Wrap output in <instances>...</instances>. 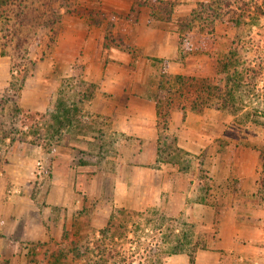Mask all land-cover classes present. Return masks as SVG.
Listing matches in <instances>:
<instances>
[{
  "label": "rangeland",
  "instance_id": "obj_1",
  "mask_svg": "<svg viewBox=\"0 0 264 264\" xmlns=\"http://www.w3.org/2000/svg\"><path fill=\"white\" fill-rule=\"evenodd\" d=\"M106 1L117 2L75 0V4L83 8L84 12L66 15L61 32L77 33L79 39L75 49H80L81 57L85 51L91 52L88 36H98L102 40L103 58L113 59V49L127 52L131 56V67L138 71L141 67L144 85L155 86L154 99L159 90L164 58H153L147 53L146 46L133 37L135 29H138V33L145 32L143 27L134 28L135 22H149L146 31L166 33L169 41L176 45V53L168 58L167 68L171 73L206 76L213 72L219 57L228 55L234 57V70L243 69L257 58L264 65L262 2L261 7L253 6L251 10L236 6L238 13H247L237 25L229 20L218 24L217 56H183L180 48L181 24L190 18L200 2L206 0H175L176 10L171 21L151 20V7L146 0H131L130 10L127 6L126 10L115 11L105 4ZM56 3L62 8L63 0H56ZM59 47L61 45L57 42L54 48H47L45 53H41L42 58L40 54L38 58L34 57L37 62L26 72L24 85L50 88L53 94H56L55 89L59 85L70 86L71 89L65 90V95H60L58 100L67 101L68 106H72L83 98V95L78 94V80L95 83L97 90L101 81L99 77L89 78L87 75L94 64L90 68L81 58L69 62L71 46L63 54L61 50L58 53ZM5 56L8 55L3 54L0 48V67L6 61L10 63L8 77L11 82L12 58L10 55ZM60 66L65 71L72 68V75L66 77L58 74ZM126 79L132 80L127 75ZM3 92L0 91V94ZM235 101V111L223 109L220 102L215 100L210 102L204 112L199 113L206 117L203 121L205 130L193 132L192 136L202 143L200 154L194 155L183 150L178 144L180 136L169 129L168 143L172 146L173 140L177 139L176 143L173 148L168 143L164 144L165 148L158 151L159 162L156 165L168 168L167 177L159 172L158 181L143 186L129 182L128 188H119L116 181L126 180L131 175L127 171L120 172L116 181L110 180L104 187L99 179L87 185L81 178H76L77 172L76 179H73L68 172L61 171L59 174L64 177L63 181L67 180L66 187L58 188L52 194L55 189L53 165L60 151L58 144L48 153L43 147L44 134L39 133L38 136L28 135L26 141H11L9 138L0 142V155L3 157L0 170V241H6L2 238L4 230H12L11 240L17 241L16 238H19L15 246L14 242L10 246L12 250L0 252V264L43 260L64 261L65 264L88 263L85 255L87 249L96 250L100 230L108 226L111 219L116 221L118 228L113 230L118 236L112 239L107 231L109 237L104 240L109 248V256L102 264H264V233H261L264 231V73L258 86L240 87ZM74 111V114L66 112L68 118L63 120L80 122L78 104H75ZM26 130L24 127L23 131ZM59 136L63 138V135ZM144 150H148L145 144ZM145 156L146 153L144 161L147 160ZM95 158L76 153L72 161L103 160ZM59 163L61 167L66 165L63 158H60ZM168 172H171V177H168ZM98 174V177L102 175L101 172ZM70 179H73V184ZM193 182L196 184L193 185ZM48 199H74L75 203L72 205L69 201L59 206L49 204ZM207 199H210L209 202ZM222 199H232L235 209L229 212L224 233L219 238L223 221L216 223L215 218L216 205L223 202ZM8 215L11 217L8 218ZM241 221L247 222L249 226L234 234L235 226ZM252 228H257V232L247 231ZM24 229L26 233L28 229H43L61 235L56 239L49 234V241L38 237V240H29L26 234H21ZM251 238L257 248L243 246L238 249L246 255L248 249L253 251L250 252L251 256H244L243 260L235 258L236 254L230 248L241 242L247 244Z\"/></svg>",
  "mask_w": 264,
  "mask_h": 264
},
{
  "label": "crops",
  "instance_id": "obj_2",
  "mask_svg": "<svg viewBox=\"0 0 264 264\" xmlns=\"http://www.w3.org/2000/svg\"><path fill=\"white\" fill-rule=\"evenodd\" d=\"M116 1L117 2L114 3L106 1L107 3L105 4L114 11L117 9L126 10L127 6L128 10H130L132 7L131 0H127L128 2L125 3H123L122 0ZM140 22L141 23L135 22L136 24L134 28L143 27L145 32L141 31L139 34L137 31L138 29H135L133 37L138 38L141 44L146 46L147 53L153 56V58L168 59L174 56L176 53V45L172 44V41H169L166 33L163 35L160 31L159 33L146 31L147 27H149V22ZM61 33V37L59 36L58 39L61 48L59 47L58 53L60 54V50L62 51V54L65 51H69V47L71 46L72 55L69 62H75L77 59L81 58L85 63L89 64L90 68L92 67V64H94V67L87 71V75L89 78L91 76L95 78L99 77L101 82L99 83L98 90L92 99L82 100L77 103L80 107L79 113H81V117L79 118L80 122L78 120H72V122H66L65 126H63L64 123L60 124L62 122L60 119L63 120L64 118H68L65 117V115L67 114L66 112H70L69 106L67 101L58 100V97L63 94L65 95V90L69 91V89H71L70 86H57L55 89L56 94H53L50 88H33L28 85L24 87L21 92L20 105L24 109L47 112L53 106L56 108V131L58 135H63L62 139L65 143L62 141L61 144H58L60 151L55 160V165H53L55 171V189L52 194L56 193L58 188L66 187L65 183L67 180L63 181L64 177L59 174L61 171L68 172L73 179L81 178L83 183H87V185H90V183L98 181L99 179V181L102 182L103 187L107 186V182L110 180L116 181L120 172L127 171L131 175L126 180L120 179L116 181L119 188L124 186L128 188L129 182L143 186L145 183L158 181L157 176L159 172H161L164 177H167L165 174H167L166 172L168 168L163 169L165 167L156 166L157 162H159V129L157 126L158 111L154 99L155 86L149 84H147V86L146 84L144 85V74L140 72L141 67H139V71L138 69H133V67H131V56L128 55L127 52L113 49L111 51L113 59L108 60V58H103L101 53L103 49L100 45L102 44V40H100L98 36H88L91 41V52L85 51V54H82L83 56L81 57L80 49H75L76 41L79 39L77 33L73 31H62ZM5 57H9V55ZM69 62L67 61V64ZM9 65L10 63L6 61L3 64V67H0V77L2 76L0 79V91H5L10 87L11 82L8 76L11 72V67H9ZM71 71L72 68L65 71L62 66H60L58 74L70 77L72 75ZM126 75L132 80L127 81ZM73 112L75 111L72 110L71 114H74ZM59 114H62V116L60 117ZM205 118V116H202L199 112L193 110H188L186 113L179 109L173 110L170 131L173 130L178 133L180 136L178 144L188 153L195 155L202 152V143L196 141L194 136H192V133L204 132L205 125L203 121H205ZM144 144L147 146V152L144 150ZM113 148L116 149L115 152L112 151ZM76 153L89 157H97L103 160H94V162L85 160L78 163L75 161L73 163L72 160L75 159ZM145 153V158H147L146 161H144ZM60 158H63L66 162L64 167L60 166ZM75 172L78 173L76 178ZM98 172L102 173L100 177H98ZM89 173L93 174V176H90ZM168 177H171V172H168ZM73 179H70L72 184L74 183ZM192 184L195 185L196 183L193 182ZM167 185L168 187L170 186L169 178ZM125 194L126 196L129 195V193ZM48 200L49 204L51 203L59 206H63L69 201L70 203L72 202V205L75 203L74 199ZM230 204V208H227L226 215L223 219L219 238L222 237V234L224 233L223 229L230 216L229 212L232 209H235L233 201H231ZM7 217L10 218L11 215H8ZM246 226H249L248 223L241 221L239 225L237 224V226H235L234 234H238L239 231L245 230ZM256 229L257 228H252V230L247 231L257 232ZM261 233H264V231L262 230ZM21 234L24 236L26 234L27 238H30L29 240L38 237L43 241H49V234L50 236L51 234L55 236L56 239L61 235L58 232L49 233L48 230L44 231L43 229H35L33 231L28 229L27 233L24 229ZM11 236H13L12 230H9L8 232L4 230L2 238H5L6 241H0V252L12 250L10 246H12L13 242V245H16L19 238H16L17 241H13L9 238ZM6 237H8L9 240H7ZM38 238L36 240H38ZM248 240L249 243L247 241V244L241 242L237 243L239 245L236 244L237 247H235L236 245H233L230 248L231 252H235V258L238 260H243L244 256L250 257V252H253L248 249V255H246L240 253L241 251L239 252L238 249L243 246L257 248V246L255 247L254 242H252L254 241L252 238ZM57 249L58 247H56L55 250ZM23 264L65 263L64 261L60 262L57 260H43L25 261Z\"/></svg>",
  "mask_w": 264,
  "mask_h": 264
},
{
  "label": "trees",
  "instance_id": "obj_3",
  "mask_svg": "<svg viewBox=\"0 0 264 264\" xmlns=\"http://www.w3.org/2000/svg\"><path fill=\"white\" fill-rule=\"evenodd\" d=\"M261 2L264 4V0L200 2L192 11L190 18L181 24V53L183 56L188 54L217 56L218 24L229 20L237 25L239 19L247 15L246 12L238 13V5L243 10H251L253 6L261 7ZM146 3L151 7V20H173L176 4L174 0H146ZM78 12L84 11L75 4V0H63L62 8L57 6L56 0H0V48L3 54L11 56L13 73L10 87L0 94V142H5L9 138L11 141L20 139L26 141L28 135L36 136L39 133L44 134L43 147L48 153L54 145L61 144L62 136L56 131V108L53 106L47 112L27 110L21 107L20 97L25 87L26 72L37 62L34 57L38 58L39 54L41 56L47 48H54L66 15H75ZM233 58L232 55L219 57L213 72L206 76L171 73L167 68L169 60H162L164 66L159 75V90L155 95L159 152L165 148L164 144L168 143L170 138L168 131L174 109L182 110L184 113L188 110L201 113L210 106V102L217 100L223 109L235 111L237 90L242 86L259 85L264 73L263 62L257 58L243 69L234 70ZM73 76L80 77L74 74ZM77 82L78 94L83 95L82 100L85 98L90 100L95 96L97 92L95 83H86L82 80ZM75 104L77 103L69 106L70 113L74 111ZM60 121H62L60 124L64 123L65 126L66 122L61 119ZM24 127L27 128L26 131H23ZM35 128L37 129L34 130ZM50 140L52 142L49 143ZM176 140H173L172 146L169 143L168 146L173 148ZM2 163L3 157L0 155V170ZM202 172L204 173V170ZM209 200L207 199L208 202ZM222 200L223 202L218 203L219 206L216 205V223L223 221L229 208L227 205H231L232 199ZM113 228L118 226L116 221L111 219L108 226L100 230L101 236L96 243V250L87 249L85 255L89 261L85 264H91L92 260L93 264H102V261L106 260L109 248L104 239L109 235L112 239L118 236Z\"/></svg>",
  "mask_w": 264,
  "mask_h": 264
}]
</instances>
